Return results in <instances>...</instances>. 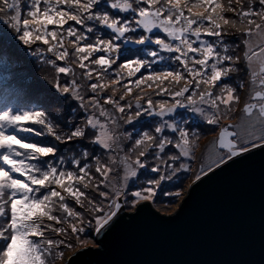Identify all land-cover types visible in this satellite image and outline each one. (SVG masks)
Segmentation results:
<instances>
[{
	"label": "snow or ice",
	"instance_id": "obj_1",
	"mask_svg": "<svg viewBox=\"0 0 264 264\" xmlns=\"http://www.w3.org/2000/svg\"><path fill=\"white\" fill-rule=\"evenodd\" d=\"M0 24L51 66L56 90L84 113L81 123L66 122L65 131L47 106L0 108V264H56L65 260L63 249L88 243L81 238L85 223L92 228L94 222L100 234L124 204L151 201L163 176L131 193L128 180L146 168L149 156L168 167V161L193 159L201 139L181 126L187 121L173 118L178 108L219 130L211 142L217 158L208 171L264 148V0H0ZM231 34H239V41L225 43ZM130 44L143 46L136 51L152 59L129 55ZM158 62L168 67L144 75L142 69ZM241 73L248 78L249 96L240 121L224 124L235 118L238 89L245 87ZM232 75L235 86L224 82ZM145 86L171 103H154L149 95L144 107V95H136L134 104L127 99ZM143 114L160 122L125 149L122 141L132 140V134L118 132L120 122L132 124ZM166 130L175 135H164ZM85 138L108 153L107 159L92 155L93 164L87 150L66 159L52 142ZM168 146L178 151L164 160ZM180 170L191 169L181 163ZM70 201L91 219L85 221V212ZM69 236L75 244L65 239Z\"/></svg>",
	"mask_w": 264,
	"mask_h": 264
},
{
	"label": "water",
	"instance_id": "obj_2",
	"mask_svg": "<svg viewBox=\"0 0 264 264\" xmlns=\"http://www.w3.org/2000/svg\"><path fill=\"white\" fill-rule=\"evenodd\" d=\"M96 243L61 264H264V148L196 180L172 215L119 211Z\"/></svg>",
	"mask_w": 264,
	"mask_h": 264
},
{
	"label": "rangeland",
	"instance_id": "obj_3",
	"mask_svg": "<svg viewBox=\"0 0 264 264\" xmlns=\"http://www.w3.org/2000/svg\"><path fill=\"white\" fill-rule=\"evenodd\" d=\"M227 15L231 16V13ZM67 27V26H66ZM234 32V30H233ZM163 37V34H160ZM15 33L9 27H5L3 24H0V75L7 72L2 71V67L10 66L13 67L12 83L16 86H20L22 89L20 90L23 95H16L19 97L20 101L25 104V108L34 107L40 108L42 106H47L49 108L50 113L53 116L54 122L58 123L61 128L65 131L68 130L66 127V122L71 121L73 125L81 123L84 113L81 112L78 108V103L71 98L65 99V96H62L54 86L55 80V72L51 69V66L43 63L41 60L31 55V49L27 48L21 44L18 40L14 39ZM239 34H231L224 37L225 43L231 44L232 42L239 41ZM206 39H214L207 38ZM155 47V46H153ZM35 48V45L33 46ZM127 48L131 51L129 55L135 52L136 55H139L142 58L152 59L151 57H146L144 51L137 52L138 48H143V46H135V45H127ZM243 45H241L238 50V54L243 55ZM164 55H168L164 53ZM61 65L63 62H59ZM243 67V61L240 65ZM3 67V68H4ZM168 67L164 62H158L152 66V69L143 70L144 75H148L151 71H161L164 68ZM78 72L81 70H77ZM139 76V73L137 74ZM241 78L245 80V87L243 90H239L240 94V103L236 105L237 111L234 114L235 118L230 119L228 121H224V124L237 123L240 121L242 117V112L240 111L246 102V99L249 96V85L248 78L243 76L241 73ZM61 83L64 82L63 74H60ZM135 79V78H133ZM236 75L230 76L226 81L227 83L235 86L236 84ZM42 89L43 91H49L51 95V100L45 99L44 97L38 98L34 97V94L28 92V90L32 89ZM16 91L15 93H17ZM110 94V93H109ZM26 97H25V96ZM136 95H144L145 99L141 100V103L144 107H147L146 99L150 98L155 102L160 100H169L171 103V98L166 96H156L152 89H148L146 86L144 88V92L141 93L138 89H134L133 96L128 97L127 99L131 101L133 104L135 103L134 97ZM18 99V100H19ZM28 103V104H27ZM124 103V101H121ZM5 106V105H3ZM3 106H0L2 108ZM111 108L110 105L106 106ZM72 109H76L75 112ZM135 109L131 112H126V115H132ZM119 115V114H118ZM173 118L177 122L187 121L186 124H182L181 126L186 127L189 131H195L201 134V139L198 141L197 147L195 149V156L193 159L189 160L187 158H181V160L172 162L168 161V164H171L172 167H168L161 160H156L153 157L149 156L147 161V166L144 169L137 170V176L132 177L127 182L126 191L131 193L132 191L139 190L142 187H148L149 180H159L161 176L164 177L163 180L160 181L159 187L156 189V195L154 198L149 201L151 206L158 212L164 215H172L175 211L178 210L179 205L184 199L188 188L197 180L196 176L200 175L204 176V173L200 171L201 167L204 168V171H208V164L211 163V160L217 158V154L212 150L213 141L218 138V129H215L211 125H207L202 118L196 114L191 112L190 110L184 108H178L176 113H174ZM170 117H165V119H169ZM160 122L159 117L148 116L147 114H143L141 117L134 119L132 124H126L123 121L120 122V128L117 129L120 133H131L132 140H123L122 143L127 149L131 146L136 138H138V134H142L145 131L153 132L155 126ZM164 135L174 136L175 134L166 130ZM52 139V138H49ZM90 138H85L83 140H73L68 142L67 144H60L52 140L53 143H56L59 149V152L64 155L67 159L69 157H79L80 153L84 150L89 151L91 154L89 157V161L94 164L92 161V155H100L102 159L106 160L108 153H106L100 146L92 144L89 142ZM178 150L168 146L165 153H162L161 156L164 160H167V156L170 154L177 153ZM123 155V153H121ZM133 155V159L135 158V154ZM143 159V158H142ZM183 163L187 166H190V171L180 170V164ZM159 165V172H151V167ZM67 166V165H66ZM213 169L216 168L215 165H212ZM177 169L175 173H173V169ZM94 170V169H93ZM120 176L123 177V170L120 171ZM175 193H180L179 196L175 195ZM128 201H132L133 197L131 195L128 196ZM145 202V201H141ZM70 206L76 207L77 211L85 212L84 209L79 208V206L74 204V201H70ZM139 204V203H138ZM132 207L131 203L124 204L122 206V212L125 213H133L136 209ZM91 219V216L85 212V221ZM67 227V225H64ZM86 229V232L82 234V239H87L88 243L83 247L77 244L76 247L69 249H63L65 260L73 253L85 249V248H96L98 247L96 243L97 234L94 232V222L93 227L88 228L87 223L83 225ZM59 227V225H57ZM63 238V237H62ZM65 239H70L74 244L76 243L75 237H66ZM64 261V260H63ZM62 260H57L56 264H61Z\"/></svg>",
	"mask_w": 264,
	"mask_h": 264
},
{
	"label": "trees",
	"instance_id": "obj_4",
	"mask_svg": "<svg viewBox=\"0 0 264 264\" xmlns=\"http://www.w3.org/2000/svg\"><path fill=\"white\" fill-rule=\"evenodd\" d=\"M3 67H2V71L7 70V72L0 75V106L11 105L14 108L25 107V104L20 101L18 96H16V95L22 96L23 93L20 91L22 89L20 86H16L15 84L12 83V77H13L12 74L14 72L12 65L6 66L4 68ZM16 91L18 92L15 93ZM28 92L34 94V97H38V98L44 97L45 99L48 100L52 99L49 91H43L40 88L34 90L29 89Z\"/></svg>",
	"mask_w": 264,
	"mask_h": 264
},
{
	"label": "bare ground",
	"instance_id": "obj_5",
	"mask_svg": "<svg viewBox=\"0 0 264 264\" xmlns=\"http://www.w3.org/2000/svg\"><path fill=\"white\" fill-rule=\"evenodd\" d=\"M120 211H122V208L120 209Z\"/></svg>",
	"mask_w": 264,
	"mask_h": 264
}]
</instances>
